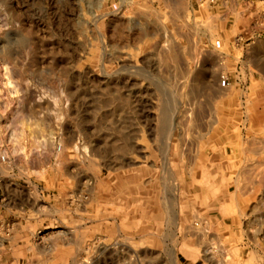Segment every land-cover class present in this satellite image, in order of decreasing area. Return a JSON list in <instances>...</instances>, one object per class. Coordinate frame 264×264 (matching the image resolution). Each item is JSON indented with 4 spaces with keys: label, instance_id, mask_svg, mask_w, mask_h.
<instances>
[{
    "label": "rangeland",
    "instance_id": "obj_1",
    "mask_svg": "<svg viewBox=\"0 0 264 264\" xmlns=\"http://www.w3.org/2000/svg\"><path fill=\"white\" fill-rule=\"evenodd\" d=\"M255 189L264 0H0V264H234Z\"/></svg>",
    "mask_w": 264,
    "mask_h": 264
},
{
    "label": "crops",
    "instance_id": "obj_2",
    "mask_svg": "<svg viewBox=\"0 0 264 264\" xmlns=\"http://www.w3.org/2000/svg\"><path fill=\"white\" fill-rule=\"evenodd\" d=\"M249 194L250 213L247 220L242 216L243 207L236 206L239 211L234 220L236 233L235 239H231L236 253L234 264H264V190L255 189ZM244 224L246 230H243ZM240 229L243 230L241 233ZM214 264H217L216 261Z\"/></svg>",
    "mask_w": 264,
    "mask_h": 264
},
{
    "label": "bare ground",
    "instance_id": "obj_3",
    "mask_svg": "<svg viewBox=\"0 0 264 264\" xmlns=\"http://www.w3.org/2000/svg\"><path fill=\"white\" fill-rule=\"evenodd\" d=\"M98 19V18H97ZM94 22V21H93ZM146 24V23H145ZM91 25V24H90ZM93 25V24H92ZM104 37V36H103ZM111 40V39H110ZM110 40H108V41H110ZM103 43V42H102ZM111 43V42H110ZM114 43V42H113ZM108 44V43H107ZM123 44V43H122ZM111 45V44H110ZM105 46V45H104ZM132 46V45H131ZM134 46V45H133ZM102 51V50H101ZM101 54H103V52H101ZM115 56V55H114ZM130 66V65H129ZM138 67V66H137ZM136 67V68H137ZM131 68V67H130ZM104 74V73H103ZM107 76V75H106ZM226 85V84H225ZM51 136V135H50ZM53 136V135H52ZM52 141H54L55 142V139H54V137L52 138ZM85 149V148H84ZM60 151H62V149L60 150ZM120 177V175L119 174H117V179H120L119 178ZM36 202L37 201H35L34 203H32V201L31 200H26V203H28V204H33V206L35 207V206H37L38 205V203L36 204ZM32 206V205H31ZM166 209V208H165ZM149 212L151 213L152 212V210H149ZM59 212H56L55 210H54V208H52L51 209V214L49 215V217H52V220H50L49 221V223H50V225L49 226H53V225H55V223H54V221L56 222V221H58V223H61V224H63V225H65V222L61 219V218H57L56 216H57V214H58ZM148 213V212H147ZM142 216V215H141ZM143 216H145V215H143ZM167 217H168V215H166ZM38 220H40V218L38 219ZM42 220V219H41ZM38 228V227H37ZM47 230V229H46ZM118 232V231H117ZM44 233V232H43ZM45 236V235H44ZM164 238V237H163ZM41 244V243H40ZM95 263V262H94ZM97 263V262H96Z\"/></svg>",
    "mask_w": 264,
    "mask_h": 264
},
{
    "label": "built area",
    "instance_id": "obj_4",
    "mask_svg": "<svg viewBox=\"0 0 264 264\" xmlns=\"http://www.w3.org/2000/svg\"><path fill=\"white\" fill-rule=\"evenodd\" d=\"M200 1H201V2H202V1H203V2H204V1H209L211 4H212V3H215V0H200Z\"/></svg>",
    "mask_w": 264,
    "mask_h": 264
}]
</instances>
